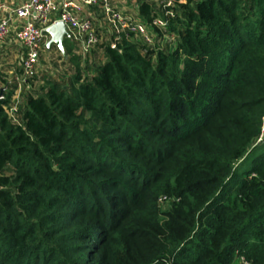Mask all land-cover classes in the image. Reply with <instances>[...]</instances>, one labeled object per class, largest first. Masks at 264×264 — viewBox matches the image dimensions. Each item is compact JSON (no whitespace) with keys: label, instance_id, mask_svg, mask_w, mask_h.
Instances as JSON below:
<instances>
[{"label":"trees","instance_id":"1","mask_svg":"<svg viewBox=\"0 0 264 264\" xmlns=\"http://www.w3.org/2000/svg\"><path fill=\"white\" fill-rule=\"evenodd\" d=\"M139 2L157 45L0 72V264H264V0Z\"/></svg>","mask_w":264,"mask_h":264},{"label":"built area","instance_id":"2","mask_svg":"<svg viewBox=\"0 0 264 264\" xmlns=\"http://www.w3.org/2000/svg\"><path fill=\"white\" fill-rule=\"evenodd\" d=\"M155 1L165 9L172 5V0ZM93 6L103 10L104 30L113 31L115 40L123 37L139 40L145 45H155L157 41L151 26L160 29L163 38L167 37V21L162 17L157 16L146 22L131 14H125L108 0H0V48L3 45H14L23 50L18 63L22 70L20 83L37 75L40 48L48 40L44 31L55 22L65 24L69 39L76 46V54L83 57L93 55L101 41L96 20L92 14H87L88 8ZM55 12H58L56 17L53 16ZM170 40L171 38L167 41ZM13 110L15 107H10L9 113ZM161 201H166V198H161ZM234 262L251 264L243 255L238 254Z\"/></svg>","mask_w":264,"mask_h":264},{"label":"crops","instance_id":"3","mask_svg":"<svg viewBox=\"0 0 264 264\" xmlns=\"http://www.w3.org/2000/svg\"><path fill=\"white\" fill-rule=\"evenodd\" d=\"M108 1L110 2L112 6H114L117 9L122 10L125 14H131L135 16L139 14V9H140L139 0H137L138 1L137 3L134 2V0H120L119 2L117 0H108ZM87 14H92V17L96 20L98 33L101 35V40L105 35H107V33L109 34L111 32V35H114L113 31H109V32L103 31L105 22L103 19L104 12L101 8H99L98 6L90 7L87 10ZM57 15H58V12H55L53 14L54 17H56ZM99 25L101 26V28H99L100 27ZM68 40L70 41V43H72L70 39ZM22 51L23 50H21L19 46L17 47L14 45H11V46L3 45L0 48V72L2 74L4 73L7 76L8 81L16 80V82L19 83V77L21 76V74L20 73L18 74V72L20 71L18 63L21 61L22 53H23ZM54 60L56 61L55 64L61 65L62 59L55 58ZM15 61H18L17 68H15L16 67ZM2 64L5 66H3ZM1 87H6V86L1 85L0 88ZM19 91H20V85L18 86L17 89L13 90V97L11 98L12 102L17 101Z\"/></svg>","mask_w":264,"mask_h":264},{"label":"rangeland","instance_id":"4","mask_svg":"<svg viewBox=\"0 0 264 264\" xmlns=\"http://www.w3.org/2000/svg\"><path fill=\"white\" fill-rule=\"evenodd\" d=\"M118 2L120 1V0H117ZM134 2H138L137 0H134ZM134 2H133V4H134ZM132 16H134V17H136L135 15H132ZM104 31V30H103ZM109 34H111V32L109 33ZM161 37V36H160ZM154 38L156 39V40H158V38H159V36L157 37L156 35H154ZM164 41L166 42L167 40L166 39H164ZM163 41V42H164ZM163 42H162V44H163ZM164 42V43H165ZM157 45V44H156ZM161 45V44H160ZM40 57H39V65H38V67H37V77L39 78L42 74H51V75H53V76H55V70H54V65H56L55 63H56V61L54 60L55 58L56 59H59V53L57 52V47L56 46H52L51 48H46V46H42L41 48H40ZM17 62L18 61H15V65H16V67L15 68H17L18 67V65H17ZM3 65V64H2ZM3 66H5V65H3ZM2 66V67H3ZM20 69V68H19ZM19 74V73H18ZM263 139H264V136H263Z\"/></svg>","mask_w":264,"mask_h":264},{"label":"water","instance_id":"5","mask_svg":"<svg viewBox=\"0 0 264 264\" xmlns=\"http://www.w3.org/2000/svg\"><path fill=\"white\" fill-rule=\"evenodd\" d=\"M44 34L48 37L46 48L56 46L59 51L64 53V40L69 39L70 36L63 22H55L44 31ZM4 90H6V87L0 88V98L3 97Z\"/></svg>","mask_w":264,"mask_h":264}]
</instances>
